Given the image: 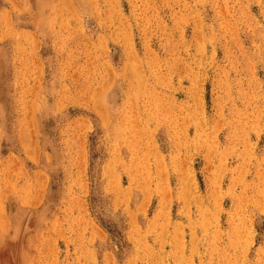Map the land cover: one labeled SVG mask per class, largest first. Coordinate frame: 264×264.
<instances>
[{
    "label": "rangeland",
    "instance_id": "rangeland-1",
    "mask_svg": "<svg viewBox=\"0 0 264 264\" xmlns=\"http://www.w3.org/2000/svg\"><path fill=\"white\" fill-rule=\"evenodd\" d=\"M0 264H264V0H0Z\"/></svg>",
    "mask_w": 264,
    "mask_h": 264
}]
</instances>
